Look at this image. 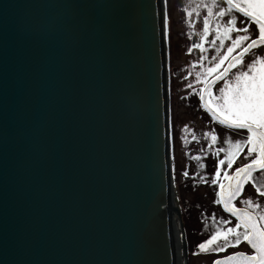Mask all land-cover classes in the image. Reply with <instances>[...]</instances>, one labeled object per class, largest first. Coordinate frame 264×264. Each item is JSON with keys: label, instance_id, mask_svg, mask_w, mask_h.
I'll return each mask as SVG.
<instances>
[{"label": "water", "instance_id": "95a60500", "mask_svg": "<svg viewBox=\"0 0 264 264\" xmlns=\"http://www.w3.org/2000/svg\"><path fill=\"white\" fill-rule=\"evenodd\" d=\"M160 17L0 0V264H177L172 209L187 264Z\"/></svg>", "mask_w": 264, "mask_h": 264}, {"label": "snow or ice", "instance_id": "6c2138e0", "mask_svg": "<svg viewBox=\"0 0 264 264\" xmlns=\"http://www.w3.org/2000/svg\"><path fill=\"white\" fill-rule=\"evenodd\" d=\"M210 4L216 6L218 10L213 12L212 7H208L209 15L203 20V33L200 39L203 41L209 34L210 17L220 20L221 22L216 24L215 39L207 41L216 46L215 51L220 55L212 56L211 65L203 72L196 73L197 82L203 84L197 94L201 106L211 113L213 120L228 129L246 130V136L235 142L226 140L227 149L221 147L213 153L214 155L225 153L224 159H220L216 167L226 165L228 169H232L236 158L244 152L245 147H247L245 157L249 162L236 167L231 173L226 171L224 173L226 184L220 180L219 171L212 177L210 181L212 185L219 181L215 203L222 204L225 211L235 217L237 223L235 226L221 227L214 231L208 240L198 245V248L201 252H224L230 247L236 248L246 243L252 250L251 254L237 251L214 260L213 264H264V205L257 204L251 199L241 201L245 207L238 208L233 204L241 195L244 185L255 182L253 172L255 170L264 172V54H256L250 62L244 63L247 54L264 46V0H210ZM235 14L242 15L257 26L256 38L251 37L248 27H236L238 17ZM224 17L229 18L223 21ZM232 33L243 34H236L233 38ZM225 41L230 43L226 46ZM193 47L199 48L202 53L204 51L201 43H195ZM221 49L226 50L221 52ZM201 59L205 58L201 56ZM220 81L223 82L222 86L214 93L213 85ZM188 87L192 88L193 85L189 84ZM206 135H211L213 142L217 140L215 134ZM184 175L187 176L188 173L185 172ZM200 179L208 182L203 176ZM256 192L264 196V185L257 187ZM229 223L221 222L222 225Z\"/></svg>", "mask_w": 264, "mask_h": 264}, {"label": "rangeland", "instance_id": "374dc122", "mask_svg": "<svg viewBox=\"0 0 264 264\" xmlns=\"http://www.w3.org/2000/svg\"><path fill=\"white\" fill-rule=\"evenodd\" d=\"M191 3L192 10L189 8ZM209 6L212 7L213 12L218 10L216 6L210 4V0H164L163 4L168 80L169 166L171 164V177L176 190L180 219L190 245L187 264H211L213 258L237 249V247L234 249L230 247V250H228L229 248L228 251L226 250L227 252H201L198 248V245L208 240L214 231L236 224L232 217L229 218L225 215L220 204L215 203L217 199L215 192L219 191V181L216 185H212L210 181L219 171L220 180L226 184L224 173L230 172L226 165L216 167L218 161L224 159L225 153L218 155L213 153H216L221 147L227 149L226 140L235 142L246 136L241 132L227 130L213 123L210 124L211 128H208L206 123L200 121L199 118L207 119L199 108L200 104L196 97V92L202 83H198L195 76L197 72H203L207 66L211 65L212 56L220 55L215 51L216 46L213 44L212 48L203 51V53L199 48L196 51L193 48L194 41L199 40L202 32L192 25L203 27V20L209 15ZM220 6L226 7L225 5ZM236 16L239 15L236 14ZM228 18L224 17L222 20L226 21ZM220 22V20L210 17L211 37L208 40L215 39L216 24ZM236 27H248L252 38H256L258 35L257 26L243 17L238 18ZM236 34L243 33H232L231 35L234 38ZM229 43L230 41H225L226 46ZM257 49L260 51L257 54H264V46L252 50L244 57L245 64L256 55ZM225 50L221 49V52ZM236 51L238 52L239 49ZM234 54L236 53L234 52ZM201 56L205 59H201ZM222 83L217 86L216 90L222 86ZM189 84H192L193 87L189 88ZM213 127L219 128V132ZM206 134H215L217 140L213 142L211 135ZM246 152L247 147L240 154L245 157ZM193 157H199V159H193ZM185 172L188 173L187 176L184 175ZM258 175L254 174L253 176L258 177ZM201 176L205 177L208 182L205 183L204 180H201ZM260 178L261 185H264V175H261ZM243 199H251L257 204L264 205V196L260 197L252 188H249L234 205L245 207L241 203ZM222 221L230 223L222 225Z\"/></svg>", "mask_w": 264, "mask_h": 264}, {"label": "flooded vegetation", "instance_id": "af4514ba", "mask_svg": "<svg viewBox=\"0 0 264 264\" xmlns=\"http://www.w3.org/2000/svg\"><path fill=\"white\" fill-rule=\"evenodd\" d=\"M225 6H226V5H225ZM185 7H186V6H185ZM185 7H184V8H185ZM189 8L192 10V3L189 4ZM235 15H236V14H235ZM237 15H239V16H237L238 18L241 17L240 14H237ZM192 27H194V28L200 30V31L203 33V27H202L201 25H196V24H194V25H192ZM209 37H211V32H210V31H209V34L204 38L203 41H201V39L199 38V40L194 41L193 45H194L195 43H201L202 46H203V48H204V52H205L207 49L212 48V44L207 42L208 39H209ZM193 48L195 49V51L198 49V48H195V47H193ZM259 52H260V51L257 49L255 53L257 54V53H259ZM247 55H248V54H247ZM234 70H235V69H233V71H234ZM210 78H211V77H210ZM220 83H222V81L217 82V83H215V84L213 85V92L216 91V88H217V86H219ZM202 86H203V84H201V85L199 86V88L202 87ZM196 97L198 98V102H199V104H200V105H199V108H200L201 111L204 113V116L207 118V119H203V118L199 117V118H200V121L205 122V123H206V126H207L208 128H211L210 124L213 123L214 125L219 126V127H222V128H225V129H227V130L236 131V132H241L243 135L246 134V130L228 129V128H226L225 125H222V124H220L218 121L213 120V119H212V116H211V113H209L204 107L201 106V101L199 100V97H198L197 92H196ZM213 128H214L217 132H219V130H220L219 128H215V127H213ZM247 162H249V160H248V159L245 160V157L242 156L241 154H239L238 157L236 158V162L234 163L233 168L231 169V171H230V169H228V171L231 173L232 171H234V169H235L236 167H240V166H242V164L247 163ZM254 174H259V175H258V177H256V180H255L254 184H253V182H248V183L245 184V186H244V192H246V191L249 190L251 184H253V186H251V187H252L254 190H256L257 187H260V186H261V182H262V181H261L260 176H261V175H264V172L257 171V172H253V175H254ZM186 243H187V250H188V257H189V246H190V245H189V240H188V238L186 239ZM235 251H242V252H245L246 254H251V253H252V250L250 249V247H249L246 243H242V244H241L239 247H237V249L234 250L233 252H235ZM228 253H230V251L227 252L226 254H228ZM226 254H222V255H219V256H223V255H226Z\"/></svg>", "mask_w": 264, "mask_h": 264}, {"label": "bare ground", "instance_id": "6f19581e", "mask_svg": "<svg viewBox=\"0 0 264 264\" xmlns=\"http://www.w3.org/2000/svg\"><path fill=\"white\" fill-rule=\"evenodd\" d=\"M165 78L167 80L166 71H165ZM164 92H166V91L164 90ZM166 107H167V105H166ZM169 170L171 172V169L170 168H169ZM169 198L171 200V194H170V192H169ZM170 223H171L172 232L174 233L173 243H174V250L176 252V263L177 264H180V257H179V246H180V244H179V239L177 237L178 232H177V229H176L177 228V220H176L175 212H174L173 209L171 210V221H170Z\"/></svg>", "mask_w": 264, "mask_h": 264}]
</instances>
